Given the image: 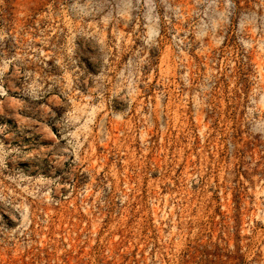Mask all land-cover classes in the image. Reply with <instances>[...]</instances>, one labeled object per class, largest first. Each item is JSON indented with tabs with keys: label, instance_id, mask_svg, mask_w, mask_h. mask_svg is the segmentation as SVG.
<instances>
[{
	"label": "rangeland",
	"instance_id": "obj_1",
	"mask_svg": "<svg viewBox=\"0 0 264 264\" xmlns=\"http://www.w3.org/2000/svg\"><path fill=\"white\" fill-rule=\"evenodd\" d=\"M0 264H264V0H0Z\"/></svg>",
	"mask_w": 264,
	"mask_h": 264
}]
</instances>
